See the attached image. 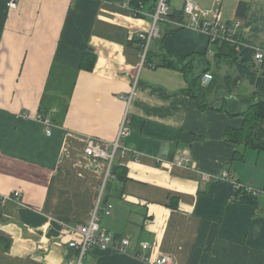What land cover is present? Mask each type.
Wrapping results in <instances>:
<instances>
[{"label":"crops","instance_id":"obj_1","mask_svg":"<svg viewBox=\"0 0 264 264\" xmlns=\"http://www.w3.org/2000/svg\"><path fill=\"white\" fill-rule=\"evenodd\" d=\"M7 1L0 0V264H72L68 244L81 239L74 228L88 224L97 202L100 226L131 248L89 249L84 264H142L131 253L138 242L150 243L152 261L264 264V152L247 149L233 161L225 131L240 128L241 118L199 109L177 70L139 69L134 41L149 28L146 9L135 18L125 0H17L15 8ZM192 1L208 10L216 0ZM218 1L222 20L240 23L241 45L264 50V0ZM184 2L170 0L151 51L194 66L210 45L187 27ZM41 116L51 122L49 136ZM125 116L129 134L111 165L121 168L117 175L85 148L92 139L112 153ZM180 157L187 162L178 165ZM232 181L257 193L255 207L228 203Z\"/></svg>","mask_w":264,"mask_h":264},{"label":"trees","instance_id":"obj_2","mask_svg":"<svg viewBox=\"0 0 264 264\" xmlns=\"http://www.w3.org/2000/svg\"><path fill=\"white\" fill-rule=\"evenodd\" d=\"M156 2L157 0H130V14L135 18H145V15L143 14L144 12L141 11L142 13L140 12V14H136L134 11H139L141 4L142 10L146 9L149 14H152L155 10ZM246 8L247 6L245 4L240 3L237 7V14L239 16L243 15ZM134 43L136 44V49L139 54V41L136 39ZM254 52L255 50L246 48L242 45L235 48L228 44H221L215 47L214 57L216 63L223 61L229 66H233L239 75L238 80L243 78L246 79L248 84L254 88L255 93L264 95V63L258 64L254 60ZM84 58H86L87 61H90V65L87 67L90 69L93 63V54L87 51L84 54ZM184 61L185 58L182 57L173 60L169 54H159L158 56L157 54L152 53L150 48L146 55L145 66H150L155 69L165 68L177 70L183 73L185 77H187L189 83L187 90L184 92L192 101H195L199 109L205 108L209 105L213 106L216 110L226 113L232 118H241L243 120L240 128L227 129L225 131L227 142L235 145L233 161L241 159L243 151L247 149L264 152V100L260 99V96L257 94H255V97L242 96L239 91L234 94L238 80L236 81V79L229 76L223 77L222 81L225 85L230 83L232 86L231 94L225 96L221 93V96H219L220 77H218L217 74L211 73L209 67H205L199 74H195L192 59L187 62ZM84 62L85 61L83 60V64ZM208 73L211 74V81L203 86L202 77L204 74ZM68 84V88L64 89L66 93L69 92L72 82L68 81ZM49 85L54 87L56 84L50 82ZM220 90L223 91L222 88ZM215 94L216 96L218 95L216 97L217 101L219 100L223 104L228 103L230 106L228 108L215 106L213 103L215 97L211 99ZM240 104L244 105L243 109H240ZM41 118L45 117L41 116ZM119 169L121 168L115 167L113 169V166H111L110 172L114 171L115 174L118 175L120 174ZM228 203L246 204L255 207L257 204V197L246 191L244 188L235 187L231 184Z\"/></svg>","mask_w":264,"mask_h":264},{"label":"built area","instance_id":"obj_3","mask_svg":"<svg viewBox=\"0 0 264 264\" xmlns=\"http://www.w3.org/2000/svg\"><path fill=\"white\" fill-rule=\"evenodd\" d=\"M129 1L125 0L124 6L130 10ZM170 0H157L155 10L150 14V25L149 28L145 31H140L136 35V39L139 41V69L145 66L147 52L151 48V44L155 40L161 38V25L168 20L169 17V6ZM17 0H8L7 7L15 8ZM219 1L216 0L215 4L210 9H202L197 3L192 0H185L182 14L188 19L187 27L204 33L208 38V43L210 46L216 47L221 44H228L237 48L241 45L238 41V31L240 29V23L235 22L234 24H227L222 20L221 10L218 7ZM142 11V5L140 4V10L134 11L136 14H140ZM142 13V12H141ZM207 53L210 55H215V50L209 49ZM254 60L258 63H264V50H255ZM211 74H204L202 77V85L205 86L211 81ZM122 99L130 100V97H122ZM38 120L45 126L46 135H50L51 131L50 126L51 122L47 118L39 117ZM126 124H128L127 116L124 117L120 129L118 132L117 139L113 145V152H108L105 148L100 145L99 142L95 140H89L85 153L88 156L101 159L106 161L107 170L110 173V167L112 161L114 160L116 151L120 148L118 143L121 136H127L129 131ZM183 162H187L185 157H180L177 164L182 165ZM226 177V176H225ZM235 187L243 188L238 185L236 181H232ZM246 191L250 192L253 195L257 193L250 188H244ZM18 194L16 193L15 196ZM98 204L96 209L91 217V220L85 226H77L75 229L76 232L81 236L80 241H71L68 244V247L75 251V256L72 264H84L85 257L89 249H113L116 252L126 253L131 248V243L127 238L120 237L114 233L105 230L99 224L98 217ZM106 215L109 214L108 211L105 212ZM152 249V246L149 242H138L132 247V255L137 258L142 264H174L172 257L168 255L158 256L154 261L149 257V251Z\"/></svg>","mask_w":264,"mask_h":264},{"label":"rangeland","instance_id":"obj_4","mask_svg":"<svg viewBox=\"0 0 264 264\" xmlns=\"http://www.w3.org/2000/svg\"><path fill=\"white\" fill-rule=\"evenodd\" d=\"M210 49H212V50H215V47H213V46H210ZM216 61V59H215V57L214 56H212V55H210V53H206V55H205V57H203V59H202V61H200L198 64L196 63L195 65H194V70H195V74H199L201 71H202V69H204L205 67H209V71L211 72V73H213V74H217V75H219V77H220V85H219V91H218V93H219V96H221V93L223 94V95H225V96H229L230 94H231V90H232V86L230 85V83L227 85H225L224 83H223V81H222V78L224 77V76H226L227 74L228 75H234L235 74V72H236V70H235V68L233 67V66H229V65H227V66H225V64L223 63V62H220V63H216L215 62ZM208 62V63H207ZM206 63V64H205ZM51 82L53 83V84H57V82H56V80H55V78H53L52 80H51ZM238 84H239V92L241 93V95L242 96H251V95H253V93H254V88L252 87V86H250L249 84H248V82H247V80L246 79H241L239 82H238ZM65 85V89H67L68 88V86H69V84H68V81H66V83L64 84ZM56 86V85H55ZM234 87V86H233ZM222 88V90L223 91H221L220 89ZM218 96V95H217ZM216 96V94L211 98V99H213L214 97V100L216 101H214L213 103H214V105L215 106H217V107H229L230 105H228V103H225V104H223L222 102H220L219 100L217 101V97ZM230 104V103H229ZM228 105V106H227ZM242 106V107H241ZM233 107V106H232ZM231 107V108H232ZM244 108V105H241L240 104V109H243ZM129 134V133H128Z\"/></svg>","mask_w":264,"mask_h":264},{"label":"water","instance_id":"obj_5","mask_svg":"<svg viewBox=\"0 0 264 264\" xmlns=\"http://www.w3.org/2000/svg\"><path fill=\"white\" fill-rule=\"evenodd\" d=\"M239 91V87H236L234 90V94H236Z\"/></svg>","mask_w":264,"mask_h":264}]
</instances>
